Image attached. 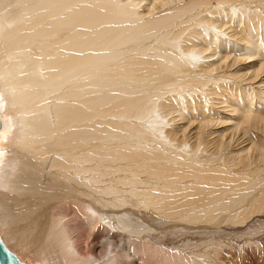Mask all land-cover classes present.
Here are the masks:
<instances>
[{
	"label": "bare ground",
	"instance_id": "6f19581e",
	"mask_svg": "<svg viewBox=\"0 0 264 264\" xmlns=\"http://www.w3.org/2000/svg\"><path fill=\"white\" fill-rule=\"evenodd\" d=\"M144 1L0 0V116L15 127L0 237L11 252L8 240L41 264H208L223 247L188 237L239 238L264 215V180L198 167L195 148L171 150L162 122V97L188 93L207 68L195 73L198 60L227 49L208 31L250 25L231 8L240 19L264 0H147L140 13Z\"/></svg>",
	"mask_w": 264,
	"mask_h": 264
},
{
	"label": "rangeland",
	"instance_id": "374dc122",
	"mask_svg": "<svg viewBox=\"0 0 264 264\" xmlns=\"http://www.w3.org/2000/svg\"><path fill=\"white\" fill-rule=\"evenodd\" d=\"M186 1L180 0L178 4ZM148 4L147 0L144 1L139 12L144 13ZM216 5L217 2L212 0V6ZM254 5H251V12L240 19L233 15L232 8L230 10L234 23L254 17L250 25L244 23L240 30L225 27L221 32L208 31L217 39L218 45L226 42L228 47L217 55L214 54L217 50L211 49L206 54L208 59H199L197 67L191 68L198 73L200 67L207 66L203 68L204 74H192L194 86L189 92L184 94L178 91L180 95L172 92L162 97L170 108L162 122L172 140L171 150L179 148L181 144L191 146L196 149L192 157L198 158L199 161L195 162L198 167L209 171L220 170L237 182L264 180V27H255L258 21L264 22V11L261 13L254 9ZM235 12L238 14L239 11ZM209 17L213 21L219 19L217 16ZM222 17L225 22L228 21L225 14ZM209 38V35L203 36L207 42ZM192 58L196 62V58ZM177 106L179 109L172 111ZM0 120V161L10 162L14 159L10 152L14 122L7 115L0 116ZM123 175L126 174L116 173L112 177L117 179ZM248 177L249 180H244ZM149 182L154 184L153 180ZM260 218H264V215H256L246 227H238L243 229L236 232L241 233L239 238L213 236L216 234L210 232L201 237H188L187 240L190 244L212 243L211 249L220 243L223 248L213 253L215 258L208 264H264V228L260 226ZM166 242L170 243L168 240ZM7 244L26 264H41L40 260L34 262L29 255L20 251L13 241L8 240ZM245 244L251 246L239 255L236 249Z\"/></svg>",
	"mask_w": 264,
	"mask_h": 264
},
{
	"label": "water",
	"instance_id": "95a60500",
	"mask_svg": "<svg viewBox=\"0 0 264 264\" xmlns=\"http://www.w3.org/2000/svg\"><path fill=\"white\" fill-rule=\"evenodd\" d=\"M1 127V122H0ZM0 264H26L11 252L0 237Z\"/></svg>",
	"mask_w": 264,
	"mask_h": 264
}]
</instances>
